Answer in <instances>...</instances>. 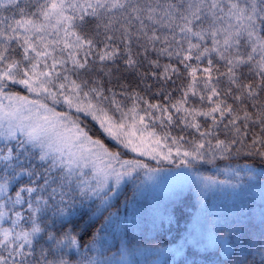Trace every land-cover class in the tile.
<instances>
[{"label": "snow or ice", "instance_id": "snow-or-ice-1", "mask_svg": "<svg viewBox=\"0 0 264 264\" xmlns=\"http://www.w3.org/2000/svg\"><path fill=\"white\" fill-rule=\"evenodd\" d=\"M218 161L264 169V0H0V264H121L123 186Z\"/></svg>", "mask_w": 264, "mask_h": 264}, {"label": "trees", "instance_id": "trees-1", "mask_svg": "<svg viewBox=\"0 0 264 264\" xmlns=\"http://www.w3.org/2000/svg\"><path fill=\"white\" fill-rule=\"evenodd\" d=\"M225 163L201 166L195 177L240 185L243 191L247 187L245 194L206 195L190 184L167 202L154 204L144 197L141 202L137 184L126 183L117 204V226L107 236V255L115 253L121 264H242L246 256L258 264L259 257L249 255L245 244L254 250L264 243V169L252 165L255 175L236 177L225 170Z\"/></svg>", "mask_w": 264, "mask_h": 264}, {"label": "rangeland", "instance_id": "rangeland-1", "mask_svg": "<svg viewBox=\"0 0 264 264\" xmlns=\"http://www.w3.org/2000/svg\"><path fill=\"white\" fill-rule=\"evenodd\" d=\"M179 171V169H177ZM177 171L171 172H161L158 174H154L152 179L141 174L138 179H135L133 183L137 184L139 192L142 194L141 202L143 201V197L146 199L147 202L151 203H158L163 204L167 202V200L173 198L175 194H177L178 190H183L189 187L190 184H194L198 186V189L202 192H205L206 195L212 193H226L230 191L232 193V198L235 197V194H243L247 187L243 185L245 188L241 190V186H232V185H225V184H216L210 188L205 189L204 186L196 179L195 176L191 177L190 179H181L176 177L175 173ZM246 172H239V174H235L236 177L243 176ZM257 171L253 172L252 174L255 175ZM229 174L234 175L229 171ZM245 194V193H244ZM248 195H254L253 193L248 192ZM140 200V197H139Z\"/></svg>", "mask_w": 264, "mask_h": 264}]
</instances>
